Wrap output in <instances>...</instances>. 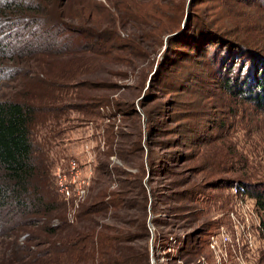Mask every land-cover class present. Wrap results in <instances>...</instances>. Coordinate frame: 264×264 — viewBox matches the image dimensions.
Returning a JSON list of instances; mask_svg holds the SVG:
<instances>
[{
    "label": "trees",
    "instance_id": "trees-1",
    "mask_svg": "<svg viewBox=\"0 0 264 264\" xmlns=\"http://www.w3.org/2000/svg\"><path fill=\"white\" fill-rule=\"evenodd\" d=\"M134 1L136 4L146 2L149 7L145 10L132 8L134 32L127 38L122 37L120 29L118 30L125 27L123 22L118 28L116 24H111L98 30L69 24L70 18L64 12L65 0H0V20L16 21V27H21L23 31L37 29L29 42L28 39L23 42V46L28 44L29 56H69L78 60L92 58L98 64L125 65L151 59L150 67L159 62L151 78L152 83L158 81L161 73L180 63H197L209 58L208 61L214 66V78L225 94L264 113L262 37L257 39V34L246 37L245 34L252 33L249 29L245 31L238 27V31L229 27V24L220 25V21L209 18L203 8H199L206 1H216L223 8L222 11L226 12L225 16L236 21L231 17V11L261 9L264 7V0ZM108 2L110 6L114 4V0ZM163 47L162 59L153 63ZM201 63L204 66L206 62L199 64ZM63 87L88 91L119 89L117 85L107 81H84ZM32 99L0 100V264H151L147 222L149 206L154 214L161 212V204L172 213H186L181 218L188 225L205 213L204 209H196L191 204L171 203L182 200L192 202L196 195H203L204 190L212 187L207 184L214 171L206 161L199 162L193 172L194 175L201 172L200 178L193 179L194 175H183L179 180L170 181L171 186H180L183 188L181 190L171 188L170 193H164V189L156 190L153 186L148 189V182L151 184L155 177L173 174L164 159L154 157L152 147L165 148L170 141H153L157 132L150 131V128L160 122L157 117H162L163 109L154 106L150 108L149 103L153 102L151 98L141 101L149 129L146 158L144 159L145 148L142 145L143 135L140 132L141 115L134 106L129 110V115L134 119L132 121L139 132L133 136L135 140L132 143L120 145L117 151L123 161L129 162L132 161L131 157L137 158L134 160L137 173L122 168L112 169L124 178L117 180L116 189H110V183L114 180L111 177L105 180L103 177L111 176V169L105 162L101 163V174L94 182L99 185L102 183V186L92 196L90 203H80L71 220L67 201L61 198L52 177V163L33 140V130L41 115L46 111L51 113L57 110L54 107L46 110L36 105ZM108 103L110 100L106 96H93L85 98L81 104L64 105L61 110L76 109L82 113L88 110L87 114L95 115L94 109ZM218 129L223 134L225 126ZM211 137L206 136L207 139L202 138L197 143L196 139H192L191 144L208 146ZM109 142L108 138L107 143ZM111 154L108 152L105 155L108 157ZM180 157H184V154ZM255 166L250 167L247 163L238 178L215 180L212 185L223 184L230 188L237 184L246 195L255 200L261 217L259 236L264 244V171L262 166ZM250 169H255L256 173L249 172ZM148 171L151 176L145 182ZM211 198L208 195L206 200L210 206L211 203L214 204L210 201L208 203ZM133 208H139L138 211L142 212L136 220L129 217L127 222L123 221L119 226L100 221V218L109 215L124 219L126 217L123 214L129 216L130 209ZM157 221V218L152 219V222ZM203 225L209 226V223L205 222ZM207 230L203 227L191 233L185 241L183 254L196 255L201 249L204 251L203 239L200 237Z\"/></svg>",
    "mask_w": 264,
    "mask_h": 264
},
{
    "label": "rangeland",
    "instance_id": "rangeland-1",
    "mask_svg": "<svg viewBox=\"0 0 264 264\" xmlns=\"http://www.w3.org/2000/svg\"><path fill=\"white\" fill-rule=\"evenodd\" d=\"M133 7L145 10L149 6L146 2L136 4L134 0H114L111 6L108 0H65L64 12L70 18L69 24L77 27L98 30L116 24L118 28L123 22L125 27L118 30L120 29L122 37L127 38L134 32L131 22ZM199 8H203L204 11H200L209 18L220 21V25L229 24V27L232 26L238 31L239 28L245 31L249 29L252 33L245 34L246 37L250 38L257 34L256 38L262 37L261 42L264 43V7L257 10L235 9L231 11V17L236 21L228 19V15L225 16L226 12L222 11L223 8L218 6L216 1H206ZM15 22L0 20V100L33 98L31 101L36 105L46 110L50 107L57 110L51 113L46 111L41 115L33 130V140L52 163L51 171L56 187L59 188L61 184L71 189L70 196L64 195L58 189L61 198L68 200H66L68 216L74 218L80 206L77 202H72V198H77L80 203H90L92 196L102 186V183L99 185L94 182L101 174L99 169L101 163L105 162L111 169V176L103 177L105 180L109 179L108 177L114 180L110 183V189H116L117 180L124 178L122 174L113 172L112 169L122 168L137 173V168L134 167V160L137 158L131 157L132 161H123L117 151L120 145L132 143L135 140L133 136L139 132V128L137 130L135 122L132 121L134 119L129 115V110L134 106L141 115L140 132L143 135L142 145L145 148L144 159L146 158L149 129L141 101L152 98L150 108L154 106L163 109L162 117H157V121L160 122L150 128V131L157 132L153 141H170L165 148L152 147V150L154 157L165 160L173 174L166 176L160 174L149 184L151 174L148 171L144 179L148 182V189L153 186L156 190L164 189V193H170L171 188L183 189L180 186H171L170 181L179 180L183 175L184 177L194 175L193 172L199 162L206 161L214 172L207 184L212 187L204 190L203 195H196L192 202L182 200L171 203L191 204L196 209H204L205 213L190 225L181 218L186 213H172L161 204L159 206L161 212L154 214L151 207H148L150 263L219 264L210 245L212 238L220 233L222 226H225L234 237L235 226L241 220L235 208L241 204L239 200L245 202L247 197H251L237 196L233 189L237 184L229 188L223 184L213 186L212 181L238 178L243 173L241 169L247 163L250 167L260 165L264 171V113L258 112L249 104L228 97L214 78V66L208 61L209 58L197 63L190 61L180 63L161 73L158 81L153 84L151 78L157 69L159 63L157 61L162 59L161 54L165 47L156 56L153 63L157 64L153 67H150L151 59L136 61L134 65H125L98 64L92 58L78 60L69 56L62 58L47 55L29 56L28 44L23 46V42L27 39L29 42V38L37 29L23 31L21 27H16ZM188 22L189 19L187 24ZM184 24L185 22L182 26ZM200 62L206 63L203 66V63L199 64ZM84 81L112 82L119 89L88 91L63 87L66 84H79ZM93 96H106L110 103L94 109L95 115L87 114L88 110H84L83 113L76 109L61 110L64 105L81 104L85 98ZM221 126H225L223 134L218 129ZM206 136H212L208 146L191 144L192 139H196L197 143ZM108 152L112 154L106 157L105 154ZM181 154H184V157L181 158ZM252 171L256 173L255 169L249 170ZM201 176V172L196 173L193 179ZM79 187L86 190L80 199L77 196ZM208 195L212 196L208 203L209 201L214 203H211V206L210 203L209 205L206 203ZM151 202L152 197L149 204ZM138 209H130L129 216L124 213L123 216L126 217L124 219L109 215L100 218V221L119 226L123 221L127 222L129 217L138 219L142 213ZM233 212L237 221L233 218ZM153 218H157L158 221L152 222ZM205 222H208L209 226L203 225ZM203 227L208 229L202 238L200 237L203 239L204 251L201 249L196 255L183 254L182 249L186 246L185 241L189 235ZM242 252L249 264H264L262 240L252 251L244 247ZM221 264L239 263L230 257L229 261L223 260Z\"/></svg>",
    "mask_w": 264,
    "mask_h": 264
},
{
    "label": "built area",
    "instance_id": "built-area-1",
    "mask_svg": "<svg viewBox=\"0 0 264 264\" xmlns=\"http://www.w3.org/2000/svg\"><path fill=\"white\" fill-rule=\"evenodd\" d=\"M58 189L59 192L64 195H71V189H69L68 186L64 187L60 184ZM233 189L234 193L240 198L248 196L238 185L234 186ZM85 191L83 187L77 189L78 199L84 196ZM71 201L77 202L78 205L80 204V200H77V198H72ZM239 201H241V204L239 207H236L235 210L241 220L238 221L235 226L236 230L234 237L225 226H222L220 233L212 238L210 244L219 264H221L223 260L229 261L230 257L239 264H249V261L243 255L242 248L247 247L248 250L252 251V249L257 247V243L261 242L259 236L261 230V217L255 200L247 197L245 202L244 200ZM234 215L235 213L233 212V218L237 221V217ZM71 220H73V218H71Z\"/></svg>",
    "mask_w": 264,
    "mask_h": 264
}]
</instances>
